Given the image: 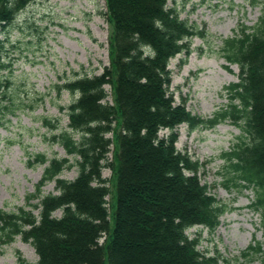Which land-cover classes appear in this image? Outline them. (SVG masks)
Listing matches in <instances>:
<instances>
[{"label": "trees", "instance_id": "1", "mask_svg": "<svg viewBox=\"0 0 264 264\" xmlns=\"http://www.w3.org/2000/svg\"><path fill=\"white\" fill-rule=\"evenodd\" d=\"M33 1L0 0V27L10 25ZM105 1L113 23L110 64L101 74L56 84L60 92L64 88L77 94L63 109L80 140L68 131L60 135L67 153L77 160L49 161L35 192L27 196L28 202L39 199L33 205L38 214L23 206L16 211L0 208V246L21 236L34 246L39 256L35 264L228 262L219 253L202 251L200 237L189 232L200 227L214 231L231 209L211 192L212 186L202 183L198 172L203 164L178 149V128L185 123L191 130L213 128L227 120L242 128L239 141L223 153L222 183L228 189L254 190L250 206L261 213L264 231V0L256 25L242 24L240 32L223 40L224 57L239 65V81L226 86L230 101L212 118L193 115L185 100L176 103L170 91L171 60L190 52L197 27L182 19L169 0ZM4 66L0 57V69ZM14 106L8 96L5 110L14 115ZM44 123L57 126L47 118ZM118 126L121 130L115 132ZM163 129L168 133L161 135ZM110 133L115 137H108ZM113 140L114 159L108 161ZM35 162L45 164L48 158L41 153L30 165ZM74 165L79 169L75 179L59 177ZM105 167H111L116 178V204L108 200ZM51 181L58 193L43 195ZM59 210L62 215H55ZM256 253L264 259L260 241L243 255L253 260ZM19 262L33 264L22 256Z\"/></svg>", "mask_w": 264, "mask_h": 264}, {"label": "rangeland", "instance_id": "2", "mask_svg": "<svg viewBox=\"0 0 264 264\" xmlns=\"http://www.w3.org/2000/svg\"><path fill=\"white\" fill-rule=\"evenodd\" d=\"M262 2L169 0V6L199 31L190 41V52L177 55L169 66L170 91L176 103L185 100L188 110L202 118H212L216 111L228 105L230 96L226 86L239 81L240 68L224 57L223 40L240 32L242 24L256 25L263 13ZM112 30L105 0L33 1L10 25L0 27V57L5 64L0 69L3 84L0 88V208L7 211L22 206L34 208L39 199L28 202L27 196L35 192L49 161L69 157L70 162H76V157L69 155L61 143L60 135L68 131L75 140H80L81 135L69 127L68 110L63 109L76 100L77 94L64 88L60 92L56 84L101 74L111 62ZM8 79L11 84H6ZM106 87L111 95L110 86ZM8 96L15 101L14 115L4 108ZM113 99L109 97L110 102ZM44 118L57 126L46 125ZM120 130L118 126L115 132ZM242 132L232 120L213 128L191 130L186 123L179 126L178 149L187 151L203 164L198 172L202 183L212 186L211 192L231 209L221 217V224L214 231L200 227L189 232L192 237H200L202 251L208 250L210 255L219 253L228 260L220 261L221 264H264L260 253L252 255L253 260L243 255L250 245L258 241L264 244L261 213L250 206L255 199L254 190L228 189L222 183L223 153L239 141ZM166 133L167 129L161 131V135ZM107 136L115 137V134ZM114 143L113 140L108 161L114 159ZM41 153L48 162L30 165ZM78 174V166L74 165L59 177L75 179ZM103 175L109 179V203L116 204L112 168L105 167ZM49 193H58L55 181L43 187L42 194ZM34 210L39 213V209ZM110 210L113 212L114 208ZM55 215L61 216L62 211ZM19 256L33 264L39 260L34 246L21 236L0 246V264H20Z\"/></svg>", "mask_w": 264, "mask_h": 264}]
</instances>
